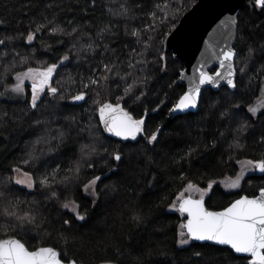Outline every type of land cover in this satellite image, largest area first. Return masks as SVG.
Returning <instances> with one entry per match:
<instances>
[{
  "label": "snow or ice",
  "instance_id": "1",
  "mask_svg": "<svg viewBox=\"0 0 264 264\" xmlns=\"http://www.w3.org/2000/svg\"><path fill=\"white\" fill-rule=\"evenodd\" d=\"M245 6L259 22L222 4L195 64L175 73L178 80L170 78L162 86L172 91L174 101L168 92L157 90L154 108L144 105L153 102L149 97L154 82L168 75L166 45L178 36L177 21L187 7L184 0L175 7L170 0H27L19 10L13 9L26 10L29 20L23 28L20 21L14 26L12 20L0 17V264H85L67 248L34 245L23 236L51 239V220L43 211L49 203L57 204L64 214L59 217L62 229L88 223L104 201V192H119V181L110 189H100L102 178L119 176L128 167L146 177L141 196L159 191L165 174V187L180 185L167 204L181 217L175 230L179 250L193 247L195 241L211 242L200 247L228 246L245 264H264V186L255 195L228 192L238 198L219 210L209 204L220 185L242 191L247 173H264V153L259 158H235L247 149L251 134L258 132L255 143L264 145V64L254 67L258 56L264 58V40L252 42L253 36L245 35L246 31L264 34L260 19L264 0H245ZM245 47L246 55L241 56ZM171 59H179L178 50ZM253 93L258 94L250 103L237 99ZM7 105L23 107L9 111ZM161 108H167L173 120L183 117L168 138L191 137L195 125V147L189 144L163 154L158 150L166 126L156 124L149 131L148 119ZM8 124L15 127L5 133ZM202 134L212 139L201 145ZM25 135L34 139L21 148L20 138ZM113 138H118L116 146L110 143ZM78 139L87 142L79 144L78 155L65 167L62 158ZM225 143L227 159L220 163L234 161L239 166L234 178L216 180L194 171V160L214 157ZM17 150L21 155L14 156ZM155 156H160L159 165ZM141 161L146 162L147 173ZM98 167L101 174L81 185L84 173H94ZM73 188L90 198L92 211L84 210L69 194ZM126 191L135 194L134 188ZM37 196L44 198L43 203ZM168 199L160 196L153 206L159 209ZM128 219L137 229L149 223L139 206ZM59 235L66 246L78 239L64 231ZM115 254L123 255L119 248ZM160 254L167 255L166 250ZM91 264L119 261L104 255ZM137 264L143 261L138 258Z\"/></svg>",
  "mask_w": 264,
  "mask_h": 264
},
{
  "label": "trees",
  "instance_id": "2",
  "mask_svg": "<svg viewBox=\"0 0 264 264\" xmlns=\"http://www.w3.org/2000/svg\"><path fill=\"white\" fill-rule=\"evenodd\" d=\"M197 0H184L187 7L180 14L181 16L189 10ZM107 2V0H106ZM162 3L163 0H160ZM173 7L176 4L180 3V0H170ZM27 3V0H0V17H4L13 21L22 22L20 27L23 28L27 25L29 17L26 14V10L22 11H13V9L19 10L21 5ZM246 18H252L256 20L255 15L251 14L250 11L244 6L240 11ZM260 19H264L261 17ZM179 20L177 21V23ZM256 22H259L256 20ZM167 31V29H165ZM246 36H253L252 42L258 40H264V34L261 32H256L250 34L247 31L245 32ZM51 42V41H49ZM39 42H37L38 47ZM115 46V45H114ZM28 50V49H22ZM63 51V49L61 50ZM169 52V67L168 75L162 76V79H159L154 82L152 86V95L149 97L151 103L145 102V107L154 108L155 107V93L157 90L166 91L169 93V96L175 99L172 91L164 86L170 78L179 79L178 76H174L175 73H178L184 68V64L180 59L173 61L171 59L172 51ZM247 48H244V51L241 52V56L246 55ZM45 58V57H38ZM264 64V58L257 57L256 65ZM2 70V69H0ZM83 70V69H81ZM159 75V74H158ZM11 82V81H9ZM179 91V88L176 89ZM258 93H253L247 97H237V99H243L245 104L252 102L255 95ZM161 98H163L161 96ZM171 105L169 104L168 107ZM9 111L12 108H21L23 105H7ZM77 112H80V109H76ZM195 119V117L193 118ZM183 121L182 116H178L177 119L173 120L169 117L167 108H161L158 112L150 113L148 119V128L149 131L154 130L156 124H164L165 127V138L162 141L161 148L158 150L163 153L176 152L183 149H186L189 144L192 147L196 146V136L197 131L195 125H193V131L191 137H186L183 140H177L175 138H168L167 133L174 129L178 124H181ZM15 127L13 124H8L5 133L8 130ZM213 129L215 125L211 126ZM75 136V134H73ZM259 133H254L249 135L247 139V149L244 152L236 153V159L247 158H259L261 153H264V145L255 143L258 138ZM34 139L32 136L25 135L20 138L19 147H23L25 142L31 141ZM212 137L207 135H201V145L208 143ZM230 140L231 137L229 136ZM81 142H87L86 139H78L75 141L72 149L66 153L62 158L64 160V166H67V162L70 159H75L78 155V148ZM113 146H116L119 141L118 138H113L110 142ZM227 148V143L217 151L213 156L205 155L202 162L196 160L193 161V169L197 172H204L208 174V177L211 179L221 180L225 177L231 176L235 177L236 173L239 172V166L235 164L234 161L228 164H221L220 161L227 159V154L224 150ZM127 151V149H125ZM14 156L21 155L20 151H14ZM11 159V157H9ZM135 159V158H133ZM157 164H160V156H155ZM98 165H103L102 160H97ZM205 166L202 167L201 164ZM109 164L106 167H110ZM141 166L144 167L145 173L148 172L145 161H141ZM105 167V170H106ZM101 174L100 168L98 167L96 172L86 171L81 181V185L87 182V179H90L92 175ZM177 173L173 170L172 175ZM167 179V174H165L164 179L160 181L159 191L153 192L149 195L141 196V193L145 191L144 184L146 177L136 172L132 167L126 169L122 168L119 176L109 174L107 178H102V182L99 183L100 189H105V186L110 187L119 181L117 187L119 188L118 193H113L110 190L104 192V201L100 204L98 208L92 211V205L90 198H87L83 195L80 188H73L70 190V195H72L78 202L84 206V210L92 211V219L86 224H73L71 229H62L61 220L59 217L64 214L59 209L58 205L55 203H49L44 206L43 211L46 216L51 220V225L48 230L52 233L51 239L47 241H41L40 239H31V236H23V233H20V236H23L24 239L30 240L34 245L45 244V246H52L57 248V250H70V254H76L78 257L85 261V264H91L94 259L100 258L104 255L113 257L119 261V264H137V260L143 261V264H245V262L239 259L237 256L232 255L228 250V246L222 247H200L202 244H210L208 242H193V247L185 246L184 250H179L175 244L176 236V227L180 223V215L174 214L172 210L167 209V204L174 199V196L171 195L174 191L180 188V185L177 184H168L165 187V180ZM204 186V183L201 182V187ZM264 186V175H257L255 172L250 173L244 179L241 184L242 191L240 189L227 191L221 185L215 189V194L211 196L209 204L214 207V210H219L223 206H227V203L233 199L238 198V196L232 194H227L228 192L236 193L239 192L240 195H255L258 193L259 187ZM134 188L135 194L132 191H126V189ZM167 195L169 197L159 209L155 208L153 205L159 202V197ZM33 197L28 196L27 199L31 200ZM38 200L43 203V197L37 196ZM142 207L144 212L147 215L149 223L147 226H142L139 229L136 226L129 222V215L132 209L137 207ZM68 218V216H64ZM163 228L164 231L161 233L158 229ZM64 231L66 233L75 234L78 237L77 240H69L68 245L66 246L63 239L60 237L59 232ZM119 248L123 255L117 256L115 254V249ZM151 249L152 255H148V251ZM166 250L167 255H161V250ZM201 252V257H195L194 252Z\"/></svg>",
  "mask_w": 264,
  "mask_h": 264
},
{
  "label": "water",
  "instance_id": "3",
  "mask_svg": "<svg viewBox=\"0 0 264 264\" xmlns=\"http://www.w3.org/2000/svg\"><path fill=\"white\" fill-rule=\"evenodd\" d=\"M224 3L236 8L238 11H241L245 6V0H197L181 16L178 22L180 24L178 36L172 39L170 44L166 45V48L172 52L174 50L179 51V59L184 64L183 69H188L191 64H195L200 50L204 47L202 41L207 39V32L215 27L216 17L221 10L220 6ZM255 173L264 175V173L258 171Z\"/></svg>",
  "mask_w": 264,
  "mask_h": 264
},
{
  "label": "rangeland",
  "instance_id": "4",
  "mask_svg": "<svg viewBox=\"0 0 264 264\" xmlns=\"http://www.w3.org/2000/svg\"><path fill=\"white\" fill-rule=\"evenodd\" d=\"M26 84H27V82H26ZM250 173H254V172H249V173L246 174V176L249 175ZM246 176H245V177H246ZM233 178H234V177H233ZM224 179H225V178H223V179H221V180H224ZM242 182H243V181H242ZM242 182H241V184H242ZM221 186H222V185H221ZM222 187H223V186H222ZM225 190H227V191H233V190H237V189H232V190L225 189Z\"/></svg>",
  "mask_w": 264,
  "mask_h": 264
},
{
  "label": "flooded vegetation",
  "instance_id": "5",
  "mask_svg": "<svg viewBox=\"0 0 264 264\" xmlns=\"http://www.w3.org/2000/svg\"><path fill=\"white\" fill-rule=\"evenodd\" d=\"M28 86H29V83L27 82L26 87H28Z\"/></svg>",
  "mask_w": 264,
  "mask_h": 264
}]
</instances>
